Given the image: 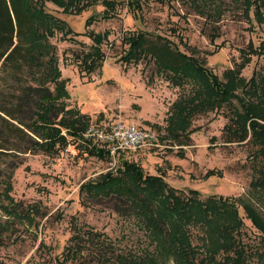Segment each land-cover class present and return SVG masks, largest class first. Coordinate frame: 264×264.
<instances>
[{
  "label": "rangeland",
  "instance_id": "rangeland-1",
  "mask_svg": "<svg viewBox=\"0 0 264 264\" xmlns=\"http://www.w3.org/2000/svg\"><path fill=\"white\" fill-rule=\"evenodd\" d=\"M113 1V8L106 4ZM87 4L80 14H64L48 3V10L64 18L72 32H58L52 42L58 49L59 68L67 80L68 107L89 116L90 125L122 121L159 137L162 148L148 147L125 154L152 175H161L175 188L196 189L199 198H232L244 220L241 239L249 249L261 248L260 232L246 218L244 207L252 205L264 217L263 194L253 188L262 165L256 147L228 132L231 108L227 105L197 115L187 132L176 139L169 134L167 119L175 101L188 94L191 85H172L155 71L151 57L139 62L122 58L130 36L148 32L178 44L180 50L203 60L208 69L224 80L225 71L235 68L249 55L242 77L259 73L264 56L242 54L253 42L264 40V25H256L238 9H230L211 31L204 15L183 0H81ZM92 17L86 26L87 19ZM254 18V13L251 12ZM252 18V19H253ZM100 35V43L95 37ZM154 35V36H153ZM103 60L88 71L95 49ZM87 59V60H86ZM87 61V62H86ZM239 106L238 101H234ZM179 140L190 141L189 145ZM98 148L106 149L92 140ZM58 155L43 152L3 150L0 155V264H116L115 255L152 249L145 230L123 200L115 197L89 198L81 185L97 181L106 172H116L110 155L89 156L86 145L70 144ZM107 150V149H106ZM13 170L10 198L3 181L9 163ZM82 250L67 255L68 247ZM74 259V260H73ZM257 262V257L252 263Z\"/></svg>",
  "mask_w": 264,
  "mask_h": 264
},
{
  "label": "trees",
  "instance_id": "trees-1",
  "mask_svg": "<svg viewBox=\"0 0 264 264\" xmlns=\"http://www.w3.org/2000/svg\"><path fill=\"white\" fill-rule=\"evenodd\" d=\"M183 1L204 15L213 35L231 8L242 12L248 22L264 25V0ZM48 3L68 15L80 14L87 6L81 0H0V155L7 149L53 156L68 144L79 142L86 145L89 156L105 159L108 150L83 136L90 126L89 116L63 100L69 95L67 80L61 74L58 49L52 40L58 32L72 30L64 18L48 10ZM106 4L114 6L113 1ZM91 21L92 17L87 19L86 26ZM150 35L144 31L130 36L122 58L139 62L149 56L155 71L172 85H191L188 94L172 105L167 119L169 135L176 139L180 131H189L197 115L229 106L232 117L228 132L241 141L249 138L261 158L259 175L251 185L263 194L264 201V64L259 73L244 79L242 72L250 62L247 55L242 63L225 71L221 80L203 60L182 52L176 42ZM94 37L99 44L101 36ZM241 53L264 56V40L258 46L250 42ZM91 55L86 57L90 58L89 72L102 65L96 61L104 59L99 47ZM124 156H119L116 172L108 171L97 181L80 186L91 199L123 200L153 246L137 254L115 255L116 264H264V217L252 205L244 210L263 238L260 249H249L241 239L244 220L232 198L212 195L204 201L198 190L175 188L161 175H147L137 162ZM16 167L17 163H9L3 174L8 175L3 181L6 198L13 190ZM81 246L68 247L67 255L78 253ZM254 257L256 263H252ZM70 264L89 263L74 260Z\"/></svg>",
  "mask_w": 264,
  "mask_h": 264
},
{
  "label": "built area",
  "instance_id": "built-area-1",
  "mask_svg": "<svg viewBox=\"0 0 264 264\" xmlns=\"http://www.w3.org/2000/svg\"><path fill=\"white\" fill-rule=\"evenodd\" d=\"M87 140H95L103 145L114 160V166L119 156L130 154L143 148L159 147V137L152 131H145L136 126L125 124L122 121L106 123L104 125L92 124L83 134ZM70 144L66 151L70 150Z\"/></svg>",
  "mask_w": 264,
  "mask_h": 264
}]
</instances>
